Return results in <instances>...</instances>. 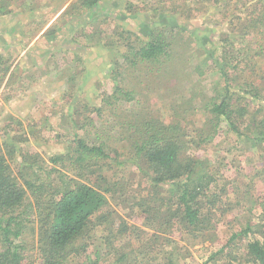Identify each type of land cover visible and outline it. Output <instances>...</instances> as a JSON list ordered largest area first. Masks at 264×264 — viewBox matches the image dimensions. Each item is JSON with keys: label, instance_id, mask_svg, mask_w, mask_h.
<instances>
[{"label": "trees", "instance_id": "obj_1", "mask_svg": "<svg viewBox=\"0 0 264 264\" xmlns=\"http://www.w3.org/2000/svg\"><path fill=\"white\" fill-rule=\"evenodd\" d=\"M99 1L77 0L78 8L93 11L100 7ZM215 2H220L216 16L227 19L228 25L243 21L248 31L241 30L234 39L228 32L218 33L219 42L214 43L211 38L217 32L205 22L198 18L182 23L174 19L171 5L151 1L148 13L161 21L164 18L163 23L152 29L143 18L146 23L138 24L144 30L138 33L144 39L137 35L131 44L125 39L116 44L122 63L111 59L115 65L109 74L112 88H99L108 106L94 107L97 121L88 123L91 130L74 127L73 144L66 151L50 161L38 155L30 161L23 158L16 171L0 153V264H75L86 253L87 243L97 241L114 255L112 264L154 261L156 233L149 236L140 230L145 238L129 259L130 255L120 253L122 246L115 244L118 239L122 243L129 232L119 213L126 206L136 208L140 220L150 225L146 228L158 233L178 229L180 235L188 236L208 230L215 219L210 220L212 214L203 209L208 206L217 212L222 206L218 191L226 188L216 183L219 167L206 165L197 152L222 129L240 142H264V0ZM126 5L125 10L133 11L134 3ZM198 33L205 34L203 44L197 42ZM184 35L189 45L183 43L182 50L177 39ZM192 54L206 61L191 69ZM205 67L217 77L208 96L201 85ZM155 99L165 106L166 117L152 108ZM84 128L83 134L90 136L79 135ZM112 137L115 146L111 147ZM122 151L127 154L123 156ZM113 163L118 168L135 167L143 186L119 184L110 175ZM116 219L123 230L113 233ZM249 221L227 243L247 234L253 225ZM263 233L260 239L246 242L245 264H264ZM165 247L160 264H175L172 251L176 247L169 238ZM93 256L82 263L101 264L103 257L97 252Z\"/></svg>", "mask_w": 264, "mask_h": 264}, {"label": "rangeland", "instance_id": "obj_2", "mask_svg": "<svg viewBox=\"0 0 264 264\" xmlns=\"http://www.w3.org/2000/svg\"><path fill=\"white\" fill-rule=\"evenodd\" d=\"M30 1H32V3ZM37 1L38 0L34 2L33 0H16L13 4H18L19 8L29 11L30 9H37L34 7V5L37 6ZM49 1L50 3L54 2V0ZM148 1H152V4L165 2V5H171L170 9L171 13L175 15L174 19L182 23H190L199 18L198 20L203 21V23L205 22L207 26L213 28L217 32L213 34L215 38H211L214 43L219 42L218 33L223 34V32H228L230 33L231 39H234L237 34L241 33V30H243V32L248 31L243 21H236L228 25L226 22L227 19L224 18L223 20V17L220 18L216 16V10L220 6V2L217 3L215 0L205 2L206 4H203L202 0H100L98 2L100 7H95L93 11H90L91 8H78L80 2L78 3L77 0H72L69 6V12L75 22L78 20L83 25L84 32L89 33V39L97 40L100 46L104 44L106 51L107 49L109 50L110 57H108L110 61L111 59H116L122 63V59L117 52L119 47H116V44L122 39H125L127 43L131 44V41L137 35L139 38L144 39L145 35L138 33L144 30H142L143 24L141 26L138 24L139 21L143 20V18L147 19L148 25L152 29L163 23L164 18H162L161 21L160 16L156 18L153 13H148L147 9L149 7L147 4H150ZM130 2L135 5L132 7L133 11L131 12L125 10V5ZM45 3L46 2H44V4ZM71 5H73V8H70ZM52 8L53 6L47 5L45 10H50ZM257 8L259 9L260 6ZM102 10L105 12H107V10L110 11L107 12L109 16ZM145 11L148 13L146 14L148 18H145ZM124 14L126 15L125 20H123ZM158 20L159 22L155 25L154 21ZM17 21L21 22V17H18ZM144 23L146 22L144 21ZM27 28H32L27 32L31 35L32 31H35L36 25L28 24ZM195 31L197 32L199 30ZM198 35L197 42L203 44L205 41V34L198 33ZM186 42H188V39L187 37L185 38L184 35V38L177 39V46L181 47L183 50V48L186 47L183 43ZM186 44L187 46L189 45V43ZM96 48L98 49L100 47ZM198 56L199 54H192L189 56L188 60L191 69L203 59ZM94 57L96 56L89 55L86 62L87 65L96 67L97 70L95 69V73L97 74L100 73L99 64L103 56H98L99 58ZM203 60L206 61V58ZM105 67L104 71H108L109 75L111 70L115 68V65H112L111 61L110 65ZM121 67L124 69L123 65ZM208 67L202 69L203 75L201 76V85L207 89L203 91L206 96L210 95V92L215 89L211 88V85L213 81L217 79L215 75L210 73ZM194 75L198 78L196 72ZM101 77L103 78V75ZM105 79L104 81L101 80L96 82L98 83L96 88L97 94L93 93L90 96L92 97V103L95 105L85 102L83 97H80L81 100L79 101L74 97L75 100L69 102V104L73 103L71 106L72 110L70 111L72 113L70 120L65 119L68 114H71L65 104L62 103L61 106L55 102L54 104V97H47L48 99H53V101H45V96L37 95V92L35 93L36 95H32V98H29L32 103L30 105L32 110L24 123H15L12 120L16 119L15 117L17 116L14 112H12L13 116H11V114L7 116V113H0V153L4 155L11 169L16 171L17 163H20L23 158H26V161H30V159H33L31 156L34 155H38L42 159L50 161L52 157L66 151L71 144H73V131H75L76 128L79 130L78 126H83L91 130L88 123L97 121L93 111L94 107L97 105H104L107 109L108 106L106 103L102 102V100L107 99V96L104 97L103 95L104 98L101 99V92L99 89L100 87L101 90H110L112 88L109 79ZM99 83L103 85H99ZM83 84L82 89L91 88L93 86V81L87 80L84 81ZM158 90L159 89L154 90V92L158 93ZM75 93L77 92L75 91ZM147 96L149 97V94ZM160 102L159 99H155L154 103L151 102L153 103L151 106L159 114L166 117L167 110ZM37 106L39 107L37 108ZM74 127H76L75 130ZM85 128L78 131L79 135L82 137L90 136L83 134ZM109 130L111 129L109 128L107 131L109 132ZM114 144L115 137H112L109 141V145L112 147L115 146ZM122 154L125 156L127 151H122ZM197 155L201 161L202 159L207 161L206 165L212 164L216 169L219 167L220 172L216 175V183L218 187L224 186L226 188L223 192L218 191L222 206H220L217 212H213L208 206H205V209H203L206 211V214H212V216L209 217L210 220H215L210 222L211 224L208 230L201 233L197 230L191 232L188 236H184L180 235L178 229L167 233H158L146 228L150 227V225L145 226L144 222L139 218L140 215L138 214V210L133 208V206L132 209L127 206L119 209L120 217H122L121 219L124 225L128 227L129 232L125 235L126 237H124L122 243H120L118 239L115 244L119 247L122 246L120 253L123 251L126 256L130 255L128 259L131 257V254L133 255L135 252L136 245L139 244L141 238L144 239L146 234L150 236L156 233L159 239L158 241L154 240V255L157 258L153 259L154 261L149 259V262H140L139 264H160V256L162 257V254H166L163 252V248H166V239L168 238L171 240V245H175L176 247V249L172 251V253L176 255L172 258L175 264H245L244 246L246 242L257 238L260 239L259 233L264 232V210L262 211L261 209H264V142L255 140L240 142L237 141L236 137L232 135L231 132L222 129L211 143L204 145L203 149L197 152ZM220 167L222 168L220 169ZM132 170H136V168L131 166L118 168L116 164L113 163V170L110 175L112 174L113 178L116 177L119 184L126 183L133 188L137 186L142 187L143 180H141L137 174V170L136 173H132ZM127 205L130 206L131 204L128 203ZM259 205H261V208H259ZM246 210H250V212ZM239 219H241V221ZM248 220H250L248 223L253 225L250 227L247 234L241 235L239 238L237 237L230 243H227L231 239L233 233L243 228ZM113 224V233L123 230L120 219H116ZM134 227H137V229H134ZM140 230H144L146 234L141 233ZM105 233L107 234V232ZM97 234L99 236L102 235L100 231L97 232ZM35 235L36 234H34V238ZM87 246V254L81 253L76 259L75 264H84L82 262H85L88 257L92 260L95 252H97V255L103 257L101 264H112L114 255L108 252L107 248L102 246L100 242L97 241L93 244H89L88 242Z\"/></svg>", "mask_w": 264, "mask_h": 264}, {"label": "crops", "instance_id": "obj_3", "mask_svg": "<svg viewBox=\"0 0 264 264\" xmlns=\"http://www.w3.org/2000/svg\"><path fill=\"white\" fill-rule=\"evenodd\" d=\"M15 1L0 0V113L13 116L14 112L17 116L12 120L24 123L32 110L29 98L36 94L44 95L45 101H53L54 97L53 103L65 104L69 112L73 104L69 102L79 101L80 97L95 105L90 96L96 93V82L104 81L108 75L104 68L110 65L109 50L89 39L83 25L67 12L72 0H38L34 5L37 9L29 11L13 4ZM47 5L53 8L45 10ZM28 24L36 25L31 35L27 33L32 29L27 28ZM89 55L103 56L100 73H95V66L87 65ZM108 79L109 75L105 80ZM87 80L93 81V86L82 89ZM71 117L72 113L65 119Z\"/></svg>", "mask_w": 264, "mask_h": 264}]
</instances>
